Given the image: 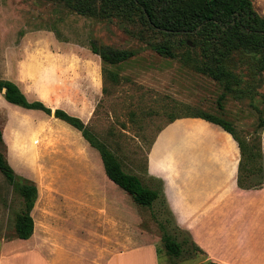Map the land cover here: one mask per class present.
<instances>
[{
    "label": "rangeland",
    "instance_id": "1",
    "mask_svg": "<svg viewBox=\"0 0 264 264\" xmlns=\"http://www.w3.org/2000/svg\"><path fill=\"white\" fill-rule=\"evenodd\" d=\"M252 2L264 17V0ZM138 29L117 20L80 16L48 0H0V76L20 82L30 101L41 100L54 110L65 107L89 116L91 130L115 153L124 170L139 176L146 186L154 187L158 180L146 176L148 153L158 134L173 119L199 112L232 122L240 139L257 145L262 154L259 164L264 166V126H260L264 119V69L257 60L237 57L235 69L243 91L228 96L220 110L223 91L216 81L147 48L146 42L133 34ZM92 42L137 52L123 65L110 67L118 82L104 76L101 58L91 50ZM32 114L10 106L0 93V151L19 175L41 189L36 217L49 213L54 219L70 189L59 182L92 177L90 171L76 170V166L89 164L94 167L93 176L99 178L103 177L102 165L106 174L99 152L76 129L54 116L45 114L40 119ZM100 187L118 200L126 196L141 208L142 227L157 247L159 264H212L190 241L189 253L181 258L167 252L161 224L180 240L189 237L178 233L161 200L153 208L142 207L107 180ZM22 208V198L0 172V257L17 239L16 215ZM149 254L140 251L139 260H148ZM5 264L43 262L27 251L12 255Z\"/></svg>",
    "mask_w": 264,
    "mask_h": 264
},
{
    "label": "crops",
    "instance_id": "2",
    "mask_svg": "<svg viewBox=\"0 0 264 264\" xmlns=\"http://www.w3.org/2000/svg\"><path fill=\"white\" fill-rule=\"evenodd\" d=\"M8 104L44 119L43 112ZM61 109L86 124L90 122L89 116ZM240 159L239 145L230 133L192 117L167 125L148 153L146 176L163 182L177 225L190 233L211 263L264 264V187H239ZM100 167L103 177L95 178L94 167L86 163L75 169L90 171L91 178L59 182L70 189L54 219L49 213L36 217L42 196L38 187L39 197L32 211L33 235L12 241L0 264L27 251L34 252L43 264H159L157 247L142 227L141 208L126 196L118 200L108 189H102L100 185L106 180L116 184ZM143 250L150 253L148 260H139Z\"/></svg>",
    "mask_w": 264,
    "mask_h": 264
},
{
    "label": "trees",
    "instance_id": "3",
    "mask_svg": "<svg viewBox=\"0 0 264 264\" xmlns=\"http://www.w3.org/2000/svg\"><path fill=\"white\" fill-rule=\"evenodd\" d=\"M61 5L80 16L102 21L117 20L123 24L139 27L133 32L146 42V47L158 55L179 60L184 66L191 67L199 74L210 77L222 88L219 109L228 96L242 93V79L236 73L237 57L249 56L257 60L259 68L264 69V17L254 9L252 0H48ZM91 50L100 56L103 74L118 82V75L110 67L121 66L130 61L137 52L91 43ZM6 92L3 93V90ZM0 93L5 100L15 106L30 111H40L54 116L81 132L89 145L101 156L107 177L127 192L136 204L153 208L159 200L164 203L172 219L176 220L166 201L163 182L155 180V186H146L137 175L124 170L121 161L106 143L91 130L89 124L67 111L48 107L43 101H30L21 88L13 81L0 76ZM192 118H201L220 126L237 141L241 159L239 163L238 185L244 190L262 189L264 186V166L257 145L239 138L229 120L209 113H195ZM185 118V117H178ZM175 118L172 120L175 121ZM261 127L264 119L261 118ZM0 141L3 131L0 128ZM0 172L6 177L14 190L23 200V208L16 215V237L29 239L34 232L32 211L39 197L37 184L19 175L6 156L0 151ZM164 230V245L167 252L181 258L189 253L188 244L205 255L187 231L176 223L178 233L189 238L180 240ZM216 264V263H212Z\"/></svg>",
    "mask_w": 264,
    "mask_h": 264
},
{
    "label": "water",
    "instance_id": "4",
    "mask_svg": "<svg viewBox=\"0 0 264 264\" xmlns=\"http://www.w3.org/2000/svg\"><path fill=\"white\" fill-rule=\"evenodd\" d=\"M5 92H6V89L3 90V93H5Z\"/></svg>",
    "mask_w": 264,
    "mask_h": 264
}]
</instances>
